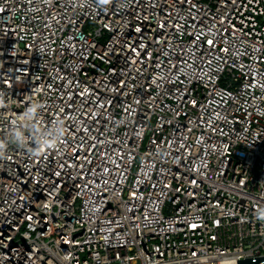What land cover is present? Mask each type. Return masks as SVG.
Instances as JSON below:
<instances>
[{"label": "built area", "instance_id": "built-area-1", "mask_svg": "<svg viewBox=\"0 0 264 264\" xmlns=\"http://www.w3.org/2000/svg\"><path fill=\"white\" fill-rule=\"evenodd\" d=\"M262 210L264 0H0V264H238Z\"/></svg>", "mask_w": 264, "mask_h": 264}, {"label": "clouds", "instance_id": "clouds-1", "mask_svg": "<svg viewBox=\"0 0 264 264\" xmlns=\"http://www.w3.org/2000/svg\"><path fill=\"white\" fill-rule=\"evenodd\" d=\"M99 2H100L101 4H107V3L109 2V0H99ZM61 128H62V126H61ZM62 135H63V128H62V130H61L59 136L56 138V140L59 139ZM54 146H55V141H53L51 144H48V143L46 142V143L43 145L42 149L45 148V147H54ZM42 149H40L39 151H41ZM39 151H37V152H39ZM257 218H258V219H261V220H264V210H262V211L258 214Z\"/></svg>", "mask_w": 264, "mask_h": 264}, {"label": "water", "instance_id": "water-1", "mask_svg": "<svg viewBox=\"0 0 264 264\" xmlns=\"http://www.w3.org/2000/svg\"><path fill=\"white\" fill-rule=\"evenodd\" d=\"M238 264H264V257L238 260Z\"/></svg>", "mask_w": 264, "mask_h": 264}]
</instances>
